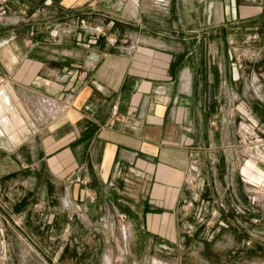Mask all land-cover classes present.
Listing matches in <instances>:
<instances>
[{"label": "crops", "instance_id": "crops-1", "mask_svg": "<svg viewBox=\"0 0 264 264\" xmlns=\"http://www.w3.org/2000/svg\"><path fill=\"white\" fill-rule=\"evenodd\" d=\"M181 1L9 0L0 21V154L15 173L27 162L55 177L79 206L103 194L126 209L139 247L173 239L165 225L185 207L187 181L233 162L243 83L255 76L245 42L224 40L241 25L176 22L242 18L240 0Z\"/></svg>", "mask_w": 264, "mask_h": 264}, {"label": "rangeland", "instance_id": "rangeland-1", "mask_svg": "<svg viewBox=\"0 0 264 264\" xmlns=\"http://www.w3.org/2000/svg\"><path fill=\"white\" fill-rule=\"evenodd\" d=\"M185 4L192 3L179 2ZM240 7L242 18L226 17L224 22L213 17H176L177 23L193 31L213 23L227 28L241 25L238 33L225 32L224 40L231 41L235 34L245 42L242 49L250 51L255 76L243 83L246 91L235 130L237 140L229 152L233 162L230 158L211 164L202 176L187 181L190 196L185 207L175 224L170 220L165 225L173 239L140 241L139 247L130 240L126 209L103 194L96 208L90 207L96 204L94 196L83 197L79 206L80 198L66 194L55 177L35 175L36 165L23 162L21 170L29 172L15 173L16 166L2 149L0 264H106V258L108 264H264V0H240ZM232 132L226 131V140L232 141ZM2 147L9 150L7 145ZM248 160L256 170L244 175L241 170ZM80 248L85 251L79 256Z\"/></svg>", "mask_w": 264, "mask_h": 264}, {"label": "built area", "instance_id": "built-area-1", "mask_svg": "<svg viewBox=\"0 0 264 264\" xmlns=\"http://www.w3.org/2000/svg\"><path fill=\"white\" fill-rule=\"evenodd\" d=\"M8 2L9 0H0V21L5 19L10 13ZM18 7H19V10L26 12L29 8V5L26 2H20L18 4ZM83 76L85 77V74H83Z\"/></svg>", "mask_w": 264, "mask_h": 264}, {"label": "bare ground", "instance_id": "bare-ground-1", "mask_svg": "<svg viewBox=\"0 0 264 264\" xmlns=\"http://www.w3.org/2000/svg\"><path fill=\"white\" fill-rule=\"evenodd\" d=\"M123 232L125 233V230L123 229ZM109 261V260H108ZM108 264V263H107Z\"/></svg>", "mask_w": 264, "mask_h": 264}]
</instances>
